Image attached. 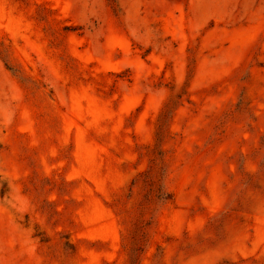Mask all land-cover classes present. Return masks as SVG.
Returning a JSON list of instances; mask_svg holds the SVG:
<instances>
[{
    "label": "rangeland",
    "instance_id": "rangeland-1",
    "mask_svg": "<svg viewBox=\"0 0 264 264\" xmlns=\"http://www.w3.org/2000/svg\"><path fill=\"white\" fill-rule=\"evenodd\" d=\"M0 264H264V0H0Z\"/></svg>",
    "mask_w": 264,
    "mask_h": 264
}]
</instances>
